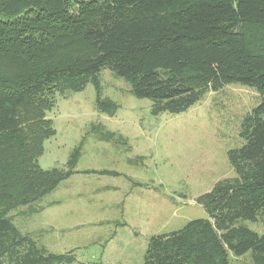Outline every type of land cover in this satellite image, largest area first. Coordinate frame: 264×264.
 Returning a JSON list of instances; mask_svg holds the SVG:
<instances>
[{"label": "trees", "instance_id": "1", "mask_svg": "<svg viewBox=\"0 0 264 264\" xmlns=\"http://www.w3.org/2000/svg\"><path fill=\"white\" fill-rule=\"evenodd\" d=\"M102 70L151 100L153 114L185 112L231 84L257 93L240 122L242 145L226 153L234 176L196 198L205 218L152 235L142 264H231L230 254L264 264V233L241 223L264 226V0H0V264L75 261L22 233L8 213L75 172L79 147L65 168L38 164L56 133L46 112L56 95L88 83L98 90Z\"/></svg>", "mask_w": 264, "mask_h": 264}, {"label": "rangeland", "instance_id": "2", "mask_svg": "<svg viewBox=\"0 0 264 264\" xmlns=\"http://www.w3.org/2000/svg\"><path fill=\"white\" fill-rule=\"evenodd\" d=\"M98 86L56 95L46 112L56 133L44 141L38 164L65 168L79 147L75 172L8 216L48 251L72 253V264H142L152 235L206 217L196 198L234 176L226 153L242 145L241 119L259 98L253 89L231 84L185 112L153 114L152 101L133 96L113 72L102 70ZM103 102L112 109L100 110ZM97 170L120 175L92 172ZM241 223L264 233L261 222ZM229 258L249 264L248 255Z\"/></svg>", "mask_w": 264, "mask_h": 264}]
</instances>
